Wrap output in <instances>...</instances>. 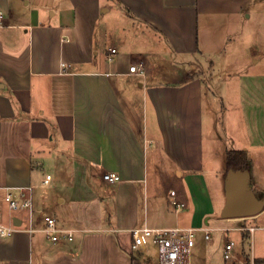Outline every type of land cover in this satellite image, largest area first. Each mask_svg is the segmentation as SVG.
Masks as SVG:
<instances>
[{
    "label": "crops",
    "instance_id": "crops-1",
    "mask_svg": "<svg viewBox=\"0 0 264 264\" xmlns=\"http://www.w3.org/2000/svg\"><path fill=\"white\" fill-rule=\"evenodd\" d=\"M254 2L0 0V215L16 227L0 238V264H157L156 250L149 255L152 245L130 250V231L144 223L196 228L192 264L264 259V234L256 235L264 217L227 222L220 214L225 199L215 187L211 193L204 168L217 140L224 157L242 150L207 132L212 117L205 89L214 53L223 66L244 67L225 73L219 97L224 108L227 101L240 112L238 126L249 135L245 145L251 150L263 144V41L248 60L226 51L230 37L261 33ZM216 23L220 44L211 31ZM109 49H115L111 61ZM60 63L68 65L67 74ZM187 63L194 69L183 73ZM131 64L144 65V75L130 74ZM232 81L237 92L229 90ZM234 122L227 118V130ZM55 140L69 145L70 154L54 148ZM104 173L121 182H104ZM99 179L112 190L109 212L100 202ZM250 186L264 199V179L250 175ZM6 188L18 200L29 199L30 209L9 211ZM173 201L184 207L176 211ZM47 216L57 228L73 230L72 240L47 239ZM249 226L256 229L243 231ZM229 231L240 232L251 247L233 248L225 259L229 240L214 233Z\"/></svg>",
    "mask_w": 264,
    "mask_h": 264
},
{
    "label": "rangeland",
    "instance_id": "rangeland-1",
    "mask_svg": "<svg viewBox=\"0 0 264 264\" xmlns=\"http://www.w3.org/2000/svg\"><path fill=\"white\" fill-rule=\"evenodd\" d=\"M254 6H255V9H251L252 12L254 11L256 12V14L253 13V18L255 16L258 19L255 25L259 26V31L261 33H252L249 30H247L246 34H244L245 35L244 38L241 34H238V35L236 34L234 37L233 36L230 37V39H228L226 42L228 43L227 45L231 43L229 45L230 48L229 50H226V51H229L231 53V58L232 57L237 58L238 54L236 55V53L240 52V55H239L240 60H248L249 53L250 52L253 53L255 51V45L257 41L261 40L263 41V44H264V2L255 0ZM112 8L114 9V7ZM253 18L251 19L250 22L253 21ZM219 25L220 24L216 23V25L213 26L215 28L211 29V31H213L212 35L216 36V43L218 44H220L221 42L220 36L222 35L221 30L217 28L219 27ZM255 25L253 27H255ZM250 46H252V49H249ZM256 50L258 49L256 48ZM212 58L215 64L212 68L213 70H211L212 74L210 75V80L207 83V88L205 89L206 92L211 96L209 98V102L211 103V106L209 109V115H211L212 117V118L210 117L212 120V127H210V129L207 130L208 134H210L209 137L216 138V139H222L229 149L241 148L242 150H244L243 148V145H244V147H246L248 151L251 153L250 155H247L249 163H250L249 170H248L249 174L252 177L258 175L263 180L264 179V121L262 122V129H261V140L263 144H261V146L259 145L256 146V148H251L250 150V148H248V146L245 145L246 139L247 137L249 138V135L246 131L244 132V129L241 126L240 127L238 126L239 124L238 122L242 119L240 112L237 110V107L234 106L231 102L226 101V105L224 108L221 103V99L219 97V95H221L223 92L221 83H222L223 78L225 77V73L238 74L244 70V67L241 65H236V66L232 65L230 67L225 66V65L223 66L221 65V62L218 60L216 53L213 54ZM168 59L170 60V58ZM188 66L191 67L190 72L193 71L194 68L191 66L190 63H187L183 65L182 67L183 73H190L186 71ZM222 66L224 67L223 70H222ZM226 67H228L229 70H226L225 69ZM251 68H253V66ZM229 90H231V92H237V81L231 82V86ZM232 99H234L233 101H236L237 97L231 98V101ZM228 117L235 118V122H234L235 126L231 127L229 130H227V118ZM220 141L221 140H217L218 144L215 149L216 154L213 160L212 161L205 160L204 168H205L207 185L209 189L211 190V193L214 195L215 188H216L217 189L216 193H218L219 197L225 199L224 188H223V180H224L223 173H224V168H225V157L222 154L221 150L219 154V147L221 149ZM53 144H55V146H53L54 148H56V145H58V149L63 148V155L65 157L68 154H70L69 147H68L69 145L63 146L61 143L58 144V141L56 140L54 141ZM64 166H65V162H64ZM57 173H59L58 170H57ZM58 177L60 178V174ZM96 185L100 187V189L102 190L100 191V195L102 198L100 202L103 203L104 207L108 208L107 210H105V212H109L111 201L108 200L107 195L112 191L110 189L111 187L110 185L104 183L100 179H99L98 184L96 183ZM256 217H260V218L264 217V208L258 214L245 217V218L247 219L246 221H248L249 223L252 218H256ZM226 220L227 222H236L237 220H240V217H232ZM248 225L254 226L257 224L251 223ZM214 234H217V235L221 234V235L227 236L229 241H233L235 243V247H234L235 251L240 250L242 246L248 250L251 247L250 246L251 241H248V240L243 241L241 238V233L238 231H229V232H222V233L215 232ZM259 234H264V230L256 231V235H259ZM148 251H149L150 256L155 257L154 247L150 246L148 248Z\"/></svg>",
    "mask_w": 264,
    "mask_h": 264
},
{
    "label": "built area",
    "instance_id": "built-area-1",
    "mask_svg": "<svg viewBox=\"0 0 264 264\" xmlns=\"http://www.w3.org/2000/svg\"><path fill=\"white\" fill-rule=\"evenodd\" d=\"M1 19V13H0ZM115 49H109L107 60L111 61ZM61 72L67 74L68 65L60 63ZM129 73L135 75H144L145 68L142 64H131L129 66ZM50 179L46 176L45 182ZM102 180L108 184L121 182L119 176L114 173H104ZM4 202L9 211H16L18 209H30L31 202L29 199L18 200L13 193L6 188L4 194ZM173 208L178 211L184 207V204L178 201L172 202ZM44 233L46 238L52 242L60 239L71 241L73 238V230L59 229L56 226V220L53 217L47 216L44 218ZM16 227L9 223H3L0 215V238H8L15 231ZM248 233L253 232L255 227L242 228ZM30 231V230H29ZM196 228H151L146 223L139 228L130 231L131 252L138 251L141 247L152 245L156 250L157 264H192L190 261V252L195 244ZM204 237L206 240H212L213 235L209 230H204ZM234 242L229 241L224 246V258L232 257Z\"/></svg>",
    "mask_w": 264,
    "mask_h": 264
},
{
    "label": "water",
    "instance_id": "water-1",
    "mask_svg": "<svg viewBox=\"0 0 264 264\" xmlns=\"http://www.w3.org/2000/svg\"><path fill=\"white\" fill-rule=\"evenodd\" d=\"M223 188L225 203L220 213L223 218L253 216L264 207V199H258L250 186L248 170H228Z\"/></svg>",
    "mask_w": 264,
    "mask_h": 264
},
{
    "label": "trees",
    "instance_id": "trees-1",
    "mask_svg": "<svg viewBox=\"0 0 264 264\" xmlns=\"http://www.w3.org/2000/svg\"><path fill=\"white\" fill-rule=\"evenodd\" d=\"M249 160L247 156V152L245 150H228L225 153V171L230 169L234 170H249ZM253 264H264V259H254Z\"/></svg>",
    "mask_w": 264,
    "mask_h": 264
}]
</instances>
